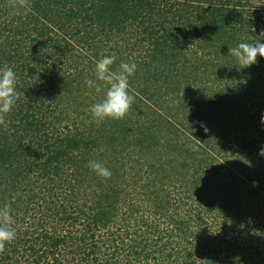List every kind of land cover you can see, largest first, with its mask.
I'll return each instance as SVG.
<instances>
[{
  "label": "trees",
  "instance_id": "1",
  "mask_svg": "<svg viewBox=\"0 0 264 264\" xmlns=\"http://www.w3.org/2000/svg\"><path fill=\"white\" fill-rule=\"evenodd\" d=\"M30 8L0 0V68L19 94L0 125L17 233L0 264H264V58L229 54L264 30V0ZM104 56L136 64L134 103L97 126L107 86L86 82Z\"/></svg>",
  "mask_w": 264,
  "mask_h": 264
},
{
  "label": "clouds",
  "instance_id": "2",
  "mask_svg": "<svg viewBox=\"0 0 264 264\" xmlns=\"http://www.w3.org/2000/svg\"><path fill=\"white\" fill-rule=\"evenodd\" d=\"M9 6L15 15H27L31 10L30 0H9ZM264 30L256 37L255 43L241 42L231 48L229 54L233 56L241 68L250 67L257 62V57L264 58ZM115 56H104L96 62L95 81L88 80L90 88L101 91L102 86H107L104 98L92 105L90 112L99 126L105 119L121 120L129 112L134 103V96L129 94V77L136 71L135 63L122 62L119 71H113L111 66ZM102 82V83H97ZM17 77L11 67L5 65L0 68V125L5 124V115L11 112L19 94L16 92ZM6 126V125H5ZM203 127V126H202ZM207 132V128L204 127ZM193 150H196L193 148ZM260 156H264V148ZM88 167L105 181L111 178V171L99 161H89ZM15 221L10 206L0 207V253L5 250V245L16 239Z\"/></svg>",
  "mask_w": 264,
  "mask_h": 264
}]
</instances>
